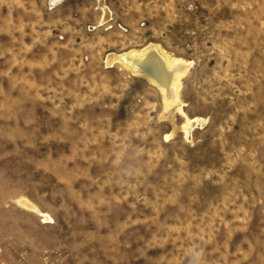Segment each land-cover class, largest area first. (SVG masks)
Wrapping results in <instances>:
<instances>
[{"label": "rangeland", "instance_id": "obj_1", "mask_svg": "<svg viewBox=\"0 0 264 264\" xmlns=\"http://www.w3.org/2000/svg\"><path fill=\"white\" fill-rule=\"evenodd\" d=\"M105 3L0 0V264H264V0Z\"/></svg>", "mask_w": 264, "mask_h": 264}, {"label": "bare ground", "instance_id": "obj_2", "mask_svg": "<svg viewBox=\"0 0 264 264\" xmlns=\"http://www.w3.org/2000/svg\"><path fill=\"white\" fill-rule=\"evenodd\" d=\"M63 0H50L53 7L60 4ZM103 9H107L101 4ZM106 16V12H105ZM104 20H108L105 19ZM106 64L112 67L115 63H124L136 74L142 75L157 85L165 95L166 101L176 97V79L184 74L186 64L180 60L168 61L157 49L156 45L149 44L143 49H131L120 54L109 53L106 57ZM176 101V100H175ZM168 103V102H167ZM196 122L188 120L186 127L189 130ZM184 128V129H185ZM42 215V214H41ZM47 217V215H45ZM46 223V222H45Z\"/></svg>", "mask_w": 264, "mask_h": 264}, {"label": "built area", "instance_id": "obj_3", "mask_svg": "<svg viewBox=\"0 0 264 264\" xmlns=\"http://www.w3.org/2000/svg\"><path fill=\"white\" fill-rule=\"evenodd\" d=\"M105 3V0H96V9L99 10L100 12V20H99V23L96 25V26H88L89 30H96L100 27H104V28H112L113 25L110 23L113 21V18H112V11L110 10V8L106 5ZM104 5L108 10L109 12V19L108 20H104V16H105V11L103 9V7L101 6ZM117 27L118 29H120L121 31H124V32H127V28L124 27L123 25L121 24H117Z\"/></svg>", "mask_w": 264, "mask_h": 264}]
</instances>
